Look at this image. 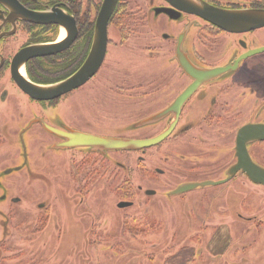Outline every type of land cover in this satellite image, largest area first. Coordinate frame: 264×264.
<instances>
[{
    "label": "flooded vegetation",
    "instance_id": "af4514ba",
    "mask_svg": "<svg viewBox=\"0 0 264 264\" xmlns=\"http://www.w3.org/2000/svg\"><path fill=\"white\" fill-rule=\"evenodd\" d=\"M105 1L0 0V159L23 153L22 163L4 175L25 168L51 191L64 174L60 186L76 195L80 213L90 212L86 197L99 184L112 186L108 181L118 167L130 186L124 194L130 199L121 201L130 205L119 202V209L133 207L143 191L148 197L159 193L132 181L135 173L167 176V194L184 199L194 228L203 225V217L205 228L239 231L252 222L264 227V0H191L237 13L229 29L192 12L185 0H118L108 18ZM134 37L141 44L131 42ZM96 46L102 57L96 72L61 95L35 97L17 79L56 86L94 52L95 58ZM34 47L45 52L18 60ZM109 63L117 68L109 69ZM73 105L83 110L79 116L67 112ZM84 112L97 124L89 116L80 121ZM18 127L24 133L15 142L6 140ZM77 135L106 142L81 144ZM116 154L123 161L115 162ZM204 188L211 189L205 201L191 195ZM0 198L7 201L8 193ZM205 202L223 213L217 223L203 216ZM52 211L49 222L60 230V211ZM61 213L68 223V211V220Z\"/></svg>",
    "mask_w": 264,
    "mask_h": 264
},
{
    "label": "rangeland",
    "instance_id": "374dc122",
    "mask_svg": "<svg viewBox=\"0 0 264 264\" xmlns=\"http://www.w3.org/2000/svg\"><path fill=\"white\" fill-rule=\"evenodd\" d=\"M131 42L141 44L139 37H134ZM116 59H120L119 54ZM133 61L136 65L140 63L138 57ZM110 65L113 70L117 68L109 63V69ZM96 109L86 108V111L91 113ZM82 111L73 105V109L67 112L79 116ZM85 116L89 114L84 112L79 120L82 121ZM90 117L93 116L90 115L89 119L97 124V120ZM10 133L11 136L7 133L6 140L15 142L18 134L22 135L24 131L18 127V133ZM19 150L22 151L21 148ZM115 157V162L124 159L119 154ZM22 161V152L16 160L0 159V179L3 183L0 195L8 193L7 201L2 202L0 198V264H264L263 226L254 222L245 223L239 225L242 232L236 231L234 226L205 228L203 217L200 219L203 225L194 228L184 199L167 194V183L172 177L159 176L156 179L135 173L132 181L144 185L145 189L159 188V193L148 197L143 191L133 207L119 209V202L130 199L124 195L130 186L127 172L118 167L111 175L113 180L108 181L113 183L112 186L107 188L99 184L86 197L90 212L80 213L76 210V195L72 196L60 186L66 183L64 174L58 176V184L51 191L49 185L46 187L48 182L31 178L34 174L28 173L25 168L21 172L4 175L6 169L15 168ZM62 162L64 169L68 170L69 166L65 167L64 160ZM135 187L132 186V189ZM209 190L204 188L191 195L203 202L209 197ZM249 190L256 189L252 187ZM51 193L57 196H50ZM214 195L220 197L218 191ZM12 197H20L21 202L14 204ZM211 202L203 204L208 207L203 216L217 223L218 214L222 212L211 211ZM40 203L46 206L40 207ZM53 208L52 212L60 211L56 221L61 225L60 230L53 229L52 222H49V211ZM66 211L70 215L68 223L61 221V212L64 214ZM64 216L68 220L67 215ZM86 217L89 218L85 220ZM73 219L83 220L85 225L74 224ZM196 231L200 234L193 237Z\"/></svg>",
    "mask_w": 264,
    "mask_h": 264
},
{
    "label": "water",
    "instance_id": "95a60500",
    "mask_svg": "<svg viewBox=\"0 0 264 264\" xmlns=\"http://www.w3.org/2000/svg\"><path fill=\"white\" fill-rule=\"evenodd\" d=\"M118 0H106L104 7H103V13H106V18L109 17V15L112 13L114 10L116 3ZM173 3H176L175 0H170ZM187 4V8H189L192 12H196L197 14L202 15L206 19L214 22L215 24H218L224 28H232L235 25H231V21L234 19L236 14H233L231 12H227L225 10H219L213 7H199L195 3H193L191 0H185ZM105 15V14H104ZM245 20H249V18H244ZM254 21V20H253ZM101 35L103 34V40L101 41L100 49L102 51V46L104 43V34H105V27L101 26V30L99 31ZM34 49V50H31ZM96 49V57L95 52L93 53L92 57H90L85 64V66L80 69L76 74L68 78L67 80H64L60 84L54 86V87H42L39 85L34 84L33 82L29 81L27 77H22V76H17V79L19 83L23 86L24 89H26L29 93H31L33 96L38 97V98H53L55 96L61 95L70 89L79 86L80 84L84 83L89 76H91L96 70L98 69L102 57H99V51L98 47H95ZM100 51V52H101ZM45 51L40 49V48H30L27 50L24 56H21L18 60L24 61L28 57L26 56H32L37 53H44ZM78 138L77 140H80L79 143L81 144H88V143H94V144H99V143H105L106 139L95 137V136H90V135H77ZM260 182L264 183V178L259 179ZM130 205L129 203L121 202L120 207H125Z\"/></svg>",
    "mask_w": 264,
    "mask_h": 264
},
{
    "label": "bare ground",
    "instance_id": "6f19581e",
    "mask_svg": "<svg viewBox=\"0 0 264 264\" xmlns=\"http://www.w3.org/2000/svg\"><path fill=\"white\" fill-rule=\"evenodd\" d=\"M63 37L65 36V31H63V35H62ZM52 87H54V86H52Z\"/></svg>",
    "mask_w": 264,
    "mask_h": 264
}]
</instances>
